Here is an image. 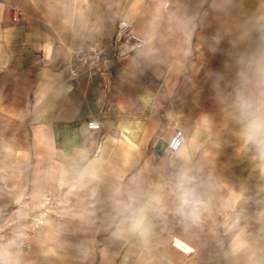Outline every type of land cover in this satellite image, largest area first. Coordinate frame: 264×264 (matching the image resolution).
<instances>
[{"label": "crops", "instance_id": "crops-1", "mask_svg": "<svg viewBox=\"0 0 264 264\" xmlns=\"http://www.w3.org/2000/svg\"><path fill=\"white\" fill-rule=\"evenodd\" d=\"M13 1L0 0V264H139L145 246L157 264L264 261V157L241 107L264 109V0H113L146 44L116 38L108 72L75 78L76 53ZM181 183L195 219L178 210Z\"/></svg>", "mask_w": 264, "mask_h": 264}, {"label": "rangeland", "instance_id": "rangeland-1", "mask_svg": "<svg viewBox=\"0 0 264 264\" xmlns=\"http://www.w3.org/2000/svg\"><path fill=\"white\" fill-rule=\"evenodd\" d=\"M111 2L113 0H14L10 8L13 11L14 6L19 7L24 19L32 27L36 25L46 30L49 34L42 31V36L54 49L56 44L62 51L66 49L70 54L77 55L93 43L105 46L118 38V24L121 18L113 15ZM118 7L121 8V4H118ZM61 226L63 225L46 224V229L49 232L60 231ZM262 226L260 224L257 227ZM140 253L144 255L139 264L159 263L160 259L154 254L151 246H145ZM234 264H264V261L241 260L234 261Z\"/></svg>", "mask_w": 264, "mask_h": 264}, {"label": "built area", "instance_id": "built-area-1", "mask_svg": "<svg viewBox=\"0 0 264 264\" xmlns=\"http://www.w3.org/2000/svg\"><path fill=\"white\" fill-rule=\"evenodd\" d=\"M172 0H164V7H170ZM14 18L21 15V10L19 7H13ZM118 38H128L134 42V51L140 50L146 44V40L134 33L131 28V24L127 20H120L118 24ZM78 65L71 70V75L73 78L78 76L80 73L88 72L94 76L103 75L108 72L110 64V58L107 54V48L99 43H93L86 47L84 50L77 53ZM89 129H99L100 122L94 119L87 120L86 122ZM185 135L181 129L180 125H177L176 130L167 144L168 153H174L185 143ZM172 245L180 249L184 253H193L194 249H184L177 245L176 238L173 237Z\"/></svg>", "mask_w": 264, "mask_h": 264}, {"label": "clouds", "instance_id": "clouds-1", "mask_svg": "<svg viewBox=\"0 0 264 264\" xmlns=\"http://www.w3.org/2000/svg\"><path fill=\"white\" fill-rule=\"evenodd\" d=\"M257 72L260 82L264 84V59L257 64ZM242 115L246 119L244 137L246 142L252 144L261 157H264V109L254 107L251 102H245L242 106ZM179 211L195 219L200 210V202L194 191L187 189L181 183L177 194ZM132 231H140L144 227V210L133 218Z\"/></svg>", "mask_w": 264, "mask_h": 264}, {"label": "bare ground", "instance_id": "bare-ground-1", "mask_svg": "<svg viewBox=\"0 0 264 264\" xmlns=\"http://www.w3.org/2000/svg\"><path fill=\"white\" fill-rule=\"evenodd\" d=\"M42 222V221H41ZM176 238V243H177V245L178 246H180V247H182V248H184V249H188V248H186V247H184V242L181 240V238H179V237H175ZM189 249H192V248H189ZM192 264V263H191Z\"/></svg>", "mask_w": 264, "mask_h": 264}]
</instances>
